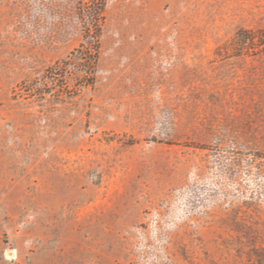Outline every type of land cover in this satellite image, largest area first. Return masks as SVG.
Here are the masks:
<instances>
[{
	"label": "rangeland",
	"instance_id": "rangeland-1",
	"mask_svg": "<svg viewBox=\"0 0 264 264\" xmlns=\"http://www.w3.org/2000/svg\"><path fill=\"white\" fill-rule=\"evenodd\" d=\"M0 264H264V0H0Z\"/></svg>",
	"mask_w": 264,
	"mask_h": 264
},
{
	"label": "trees",
	"instance_id": "trees-1",
	"mask_svg": "<svg viewBox=\"0 0 264 264\" xmlns=\"http://www.w3.org/2000/svg\"><path fill=\"white\" fill-rule=\"evenodd\" d=\"M102 1L99 3V5H96V8L93 12V14H91L90 16V23L92 25V32L89 31V28H87V32L86 35L87 37L91 38L90 41L88 42L89 45V49H93V57L94 55L97 53V49H98V39H99V33H100V20L102 19ZM247 31H240L237 34V39H241L242 37H245L244 34H246ZM262 38H259V40H261Z\"/></svg>",
	"mask_w": 264,
	"mask_h": 264
}]
</instances>
